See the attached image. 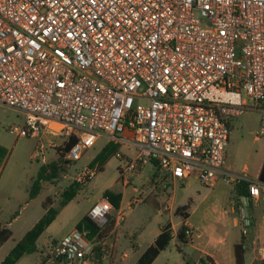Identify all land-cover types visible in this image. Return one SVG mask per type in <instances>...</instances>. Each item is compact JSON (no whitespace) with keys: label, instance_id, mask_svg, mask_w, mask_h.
<instances>
[{"label":"built area","instance_id":"obj_1","mask_svg":"<svg viewBox=\"0 0 264 264\" xmlns=\"http://www.w3.org/2000/svg\"><path fill=\"white\" fill-rule=\"evenodd\" d=\"M0 106L22 113L7 127L17 136L74 137L71 162L99 137L133 147L118 168L123 185L148 159L164 191L190 177L245 181L230 201L243 245L258 206L264 229V181L224 167L235 117L258 111L264 138V0H0ZM95 173L83 167L74 181ZM112 209L107 196L95 202L87 216L102 235L75 228L43 264H121Z\"/></svg>","mask_w":264,"mask_h":264},{"label":"rangeland","instance_id":"obj_2","mask_svg":"<svg viewBox=\"0 0 264 264\" xmlns=\"http://www.w3.org/2000/svg\"><path fill=\"white\" fill-rule=\"evenodd\" d=\"M22 121L19 110L0 106V224L12 231L11 237L0 246V264H43L51 242L73 231L91 206L103 196L114 205L112 220L120 216L115 230L116 256L126 252L128 258L124 264H137L138 257L153 243L164 224L172 237L150 264L196 262L195 250L176 237L186 212L180 205L186 204L188 211L195 209L199 213L205 205L213 202L214 193L227 196L232 184H226L219 177L218 183L210 186L190 177L182 185L169 187V192L161 190L154 194L159 186L149 182L153 166L147 161L139 172L128 173L131 179L123 185L118 168L125 157L120 159L116 153L123 155L128 149L124 144L99 137L78 161L71 165L61 164L63 171L53 180L42 181L41 190L30 198L29 188L38 168L44 163L57 162L56 147L66 141L49 133H41L40 137L17 136L7 129ZM258 121L256 110L246 111L232 120L225 149V168L246 172L250 176L257 172L264 154V138L257 133ZM49 141L55 147L50 146ZM40 143L44 147L41 154L36 150ZM86 166L94 167L96 173L85 184L79 185L74 181L76 171ZM170 200L171 211H166L163 205ZM260 212V206L255 208V215ZM256 237L257 242L264 244L263 232L257 233ZM33 241L37 250L26 251ZM252 259L253 251L249 249L245 254L246 264H251ZM254 263L264 264V259L257 261L256 257Z\"/></svg>","mask_w":264,"mask_h":264},{"label":"crops","instance_id":"obj_3","mask_svg":"<svg viewBox=\"0 0 264 264\" xmlns=\"http://www.w3.org/2000/svg\"><path fill=\"white\" fill-rule=\"evenodd\" d=\"M50 142L51 141H49V143ZM125 146L127 147L128 151L125 154H123V156L125 157V159H130L135 155L134 154L135 150L131 146H127V145ZM147 161L150 162L151 165L153 166V174L156 173L154 161L150 159L145 160L140 165V168ZM263 161H264V154H263V159H261L257 172L252 176L259 175ZM217 179L210 186H213L214 184L218 183ZM182 184L183 183H181L180 185ZM231 191L232 189L230 190V193L227 196H222L220 195V193H214L213 202L205 205L199 213H197L195 209H192L191 211H188L186 209L185 212L186 217L182 221H180V223L184 224L187 228L192 229V235L187 243L190 244V246L195 250L197 254L196 262L194 264H200L199 261L202 256H209L215 264H235L234 245L241 240L242 234L240 231L239 221L234 212L233 206L231 205V203H229L231 201ZM153 192L154 194H156L157 192H159V188H157ZM182 206H186V204L180 205V207ZM261 212L259 213V215L254 214L253 223L249 231V236L247 238L248 242L245 245L246 252H248L249 249L253 251V259L251 261V264H260V263H254V259H256L257 257V261H260L261 257L259 256V251L261 249L264 250V244H260L259 242H257V237H256L257 233L259 232L264 233V229L261 225V217H260ZM169 221H171V217ZM164 225L160 227V231L156 234L155 238L161 232ZM153 243H150L148 246H150ZM127 258H128V254L127 257L121 262V264H124ZM262 258L264 259V257ZM138 259H137V264H138ZM154 260L151 263H153ZM185 263L189 264L188 261H185Z\"/></svg>","mask_w":264,"mask_h":264},{"label":"trees","instance_id":"obj_4","mask_svg":"<svg viewBox=\"0 0 264 264\" xmlns=\"http://www.w3.org/2000/svg\"><path fill=\"white\" fill-rule=\"evenodd\" d=\"M74 142H75V138L70 137L68 142H65L59 145L58 147H56L59 157L58 161L51 162L49 164L44 163L38 168L36 176L32 180L31 186L29 188L28 194L30 198L35 197L38 194V192L41 190L42 181L53 180L59 175L61 171H63V165L61 164L71 165L72 162L65 159L64 156L69 146ZM258 177L260 180L264 181V161ZM156 178H157V174L154 173L149 182L155 183L157 185L158 182ZM159 190L161 189L159 188ZM246 192H247V182L237 181L235 184L232 185L231 200L237 198V196L239 195L245 194ZM182 208L187 209V206H182ZM185 217H186V213H184V218ZM166 227L167 226L163 227L161 232L155 238L154 243L148 246L147 249L142 253V255L138 259V264H150L160 253V251L166 248L169 238L172 237ZM75 228L80 231H85L87 235L86 236L87 239L90 240H95L102 235V232H99L98 226L95 224L93 220H91L87 216V214L83 216V218L80 220V222L76 225ZM186 229L187 227L184 224H182L176 233V237L179 241L187 243L189 241V238L186 237V233H185ZM11 235H12V231L6 226L0 224V246L4 242H6L11 237ZM36 250H37V246L34 243V241L31 242L28 248L26 249V251L28 252L36 251ZM245 254H246V247L243 245L241 238V240L234 245L235 264H245ZM44 260L45 258L43 257V262ZM199 263L215 264L209 256H202L200 258ZM7 264H9V262ZM38 264H41V262H39ZM98 264L101 263L99 262Z\"/></svg>","mask_w":264,"mask_h":264}]
</instances>
